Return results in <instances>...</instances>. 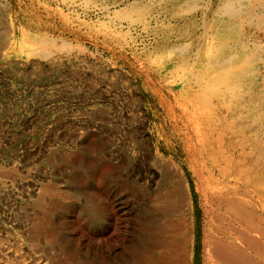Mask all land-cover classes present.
Returning a JSON list of instances; mask_svg holds the SVG:
<instances>
[{"label": "rangeland", "instance_id": "374dc122", "mask_svg": "<svg viewBox=\"0 0 264 264\" xmlns=\"http://www.w3.org/2000/svg\"><path fill=\"white\" fill-rule=\"evenodd\" d=\"M219 1L159 0L133 14L135 0H0V264H137L140 252L145 264H264L254 210L218 191L200 209L193 168L169 143L165 107L178 113L198 90L192 63ZM181 45L188 53L172 51ZM176 183L194 204L163 225L152 198Z\"/></svg>", "mask_w": 264, "mask_h": 264}, {"label": "bare ground", "instance_id": "6f19581e", "mask_svg": "<svg viewBox=\"0 0 264 264\" xmlns=\"http://www.w3.org/2000/svg\"><path fill=\"white\" fill-rule=\"evenodd\" d=\"M155 1L159 2V0ZM155 1L135 0L134 3L128 2L129 10H126L133 14L134 12L143 14L154 6ZM121 2H115L114 6H123L124 3ZM196 10V7H191L188 12L196 13ZM124 14L122 17L128 19L129 15ZM208 14H211V12ZM245 25L250 27L253 35L246 34ZM204 28L205 32L209 33V38L207 39L205 36L200 39L201 42L199 40L200 45L196 50L197 53L195 52L194 64L192 63L194 66L200 65L201 67L199 75L191 81L193 85L197 86L198 90L195 93H183L185 95L184 104L181 105L178 113L174 114V110L169 104V107H165L166 114H168L169 121H171H168V123L172 130L176 131L174 134L178 137L171 139L169 143L175 142L173 144L177 145L182 152L181 155L185 156V165L193 168L195 194H197L200 209L202 208L201 197L218 191L219 196L228 199V202L236 203L242 210H240L241 213L249 212L250 208L254 210L252 212L254 214H252L254 216H252L254 222L252 225L255 235L263 238L264 218L259 215V211L264 208V76L259 67H264V0H220L213 12L212 20L206 22ZM175 32H178L177 38L181 39L182 31L175 29ZM257 34L260 35V39H258ZM42 44L44 45V43ZM61 46L63 47V45ZM62 47L60 48L62 49ZM53 50L55 51V49ZM172 51L174 53H188L182 48V45L173 48ZM204 53L207 54V57L202 59V57H205ZM163 91L166 92L164 95L170 99L172 95H175L166 88ZM156 95L155 93L154 96ZM171 101L169 100V102ZM180 124L184 126L183 129L179 127ZM165 133L168 134L166 131ZM159 135L158 139L161 140L162 138L160 139ZM214 171L221 173V181L216 179ZM174 180L177 182V179L174 178ZM177 183L164 194L155 195V197L153 196L154 199L152 198L153 204L160 207V209L164 208L162 211L166 222L164 223V220H162L163 225L171 223L166 215L173 214L174 217L175 214L182 212L183 204L187 205L189 199L194 204L195 195L192 194L190 187L185 200L182 187L181 185L177 186ZM218 195H215V197ZM245 196L254 197L255 202H247L248 199L245 201ZM227 214L229 215L228 227L238 225L236 219L231 214ZM246 217L249 219L250 216L246 214ZM181 218L183 219V216ZM239 219L243 223L245 222L242 217H239ZM158 220H161V218H158ZM172 222L174 221L172 220ZM171 226L173 227V225ZM241 226V229H243V225ZM245 230L243 229V231ZM194 239L193 236V243ZM228 239L234 242L233 232L228 234ZM166 243H168V240ZM151 247L157 249L155 245ZM232 247H236V244L232 243ZM140 253L137 257V264H145L148 261L147 257L142 252Z\"/></svg>", "mask_w": 264, "mask_h": 264}]
</instances>
